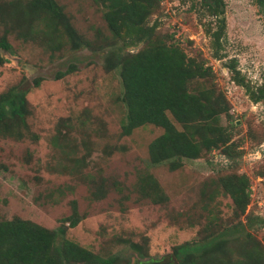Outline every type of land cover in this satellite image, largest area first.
<instances>
[{
  "label": "rangeland",
  "instance_id": "rangeland-1",
  "mask_svg": "<svg viewBox=\"0 0 264 264\" xmlns=\"http://www.w3.org/2000/svg\"><path fill=\"white\" fill-rule=\"evenodd\" d=\"M55 1L88 46L71 49L61 29L38 22L26 40L5 35L11 50L0 51L8 59L0 65V92L22 90L26 113L20 137L0 135V220L19 217L55 229L74 209L79 220L64 236L114 264H176L174 246L207 235L220 221L240 222L237 233H250L264 247V101L251 97L264 90V17L253 0H221L217 12L203 4L208 0H153L144 24L153 28L149 40L208 67L209 76L187 86L210 87L228 108L217 115L228 147L182 158L175 170L167 160H148L147 145L160 127L120 133L125 105L118 68L103 66L109 50L135 52L145 43L127 38L122 25L112 36L96 0ZM218 17L224 28L214 56L208 32ZM231 59L242 85L226 68ZM69 64L75 69L54 78ZM238 176L246 177L250 194L234 216L223 183ZM149 177L157 188L142 196Z\"/></svg>",
  "mask_w": 264,
  "mask_h": 264
},
{
  "label": "trees",
  "instance_id": "trees-1",
  "mask_svg": "<svg viewBox=\"0 0 264 264\" xmlns=\"http://www.w3.org/2000/svg\"><path fill=\"white\" fill-rule=\"evenodd\" d=\"M96 1L104 8L103 18L112 36H119L122 25L127 38L146 45L135 52L109 50L103 59L106 70L118 68L125 105L120 133L127 135L144 124L160 127L161 133L147 145V156L152 164L167 160L169 170L180 167L182 158L195 159L210 149L227 148L230 135L217 120L219 113L228 111L226 102L210 87L187 86L197 78L209 76L210 69L187 57L178 47L154 44L149 40L153 28L144 24L153 0ZM211 1L203 4L217 12L221 0ZM253 4L264 17V0H253ZM34 22L42 23L56 33L61 29L71 49L88 46L55 0H0V51L11 50L6 34H14L23 40L30 38ZM223 28L224 19L218 17L215 29L208 32L214 56L221 50ZM5 62L8 59L0 53V65ZM234 65L235 61L231 59L226 68L233 73V81L242 85ZM73 69L75 66L69 64L63 71L55 72L54 78ZM39 81L40 77L32 78L33 85ZM251 97L255 101H264V90L258 88L256 93L251 92ZM25 113L22 90L10 86L0 92V135L20 137L19 124L23 123ZM223 186L231 198L234 216L241 214L250 194L246 177H235ZM156 188V183L149 177L140 186L141 195L149 196ZM78 220L74 209L59 219L55 229L19 217L0 220V264H114L112 257L102 258L64 236L65 228L75 226ZM221 223L212 224V230L205 236L174 246L172 255L175 257L180 252V256L175 257L176 264H264L262 243L248 232L238 234L242 229L240 222ZM226 230L232 234L223 233ZM190 243H194V247L184 249L185 244ZM131 246L134 250L139 248L136 244Z\"/></svg>",
  "mask_w": 264,
  "mask_h": 264
},
{
  "label": "water",
  "instance_id": "water-1",
  "mask_svg": "<svg viewBox=\"0 0 264 264\" xmlns=\"http://www.w3.org/2000/svg\"><path fill=\"white\" fill-rule=\"evenodd\" d=\"M209 3H211L212 1L211 0H208Z\"/></svg>",
  "mask_w": 264,
  "mask_h": 264
},
{
  "label": "flooded vegetation",
  "instance_id": "flooded-vegetation-1",
  "mask_svg": "<svg viewBox=\"0 0 264 264\" xmlns=\"http://www.w3.org/2000/svg\"><path fill=\"white\" fill-rule=\"evenodd\" d=\"M212 3V2H211ZM218 8H219V6H218Z\"/></svg>",
  "mask_w": 264,
  "mask_h": 264
}]
</instances>
